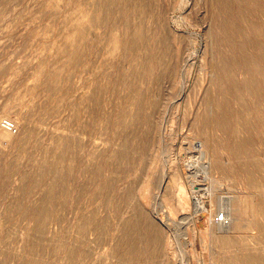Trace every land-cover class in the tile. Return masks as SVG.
Instances as JSON below:
<instances>
[{
    "label": "rangeland",
    "instance_id": "obj_1",
    "mask_svg": "<svg viewBox=\"0 0 264 264\" xmlns=\"http://www.w3.org/2000/svg\"><path fill=\"white\" fill-rule=\"evenodd\" d=\"M231 18L252 35L264 1L0 0V264H264V74L250 92L237 71L240 103L207 64ZM204 142L224 168L202 171ZM187 172L211 190L199 215ZM235 196L227 240L213 218Z\"/></svg>",
    "mask_w": 264,
    "mask_h": 264
},
{
    "label": "bare ground",
    "instance_id": "obj_2",
    "mask_svg": "<svg viewBox=\"0 0 264 264\" xmlns=\"http://www.w3.org/2000/svg\"><path fill=\"white\" fill-rule=\"evenodd\" d=\"M264 1V0H263ZM241 7L237 9V14L240 15L241 13ZM95 14V13H94ZM89 15L87 17L86 21V25H92L93 23H95V20L97 19L95 15ZM244 18V17H243ZM90 27V26H88ZM250 31H252V35L251 34H246L245 30L243 29V26H241L238 22H236L233 18L228 19L226 21H223L220 24V31L217 35L218 38V42L220 44V46L218 47L217 50V61L218 63L214 62L213 60L210 61V64H208L209 71L211 72V82L212 85H214L215 87H217L219 90L222 91H226V87H227V82L225 80H229V83L231 85L232 90L235 89V97L236 99L241 103L243 100V96L241 93V87L240 85L237 83L236 81V74L237 71L241 70L244 73H248V76H246V78L244 79V83L246 85V89L248 91H252L253 92V87H252V81L256 82L258 81L257 78L254 79V74L257 72L260 74H264L262 66L259 62L258 58L264 59V27L261 25V23L252 20L249 25H248ZM80 32L84 35L86 34L85 31V26H80ZM87 29V28H86ZM136 36V34H135ZM113 42V41H112ZM113 43H117V40H115ZM135 41H133V38L130 40V46L131 48L133 46H135ZM224 47H223V46ZM252 47V48H251ZM151 48V47H149ZM251 48V49H250ZM148 49V48H146ZM252 49H255V52L258 53L260 56H257L253 53ZM150 51V50H148ZM152 51V50H151ZM149 54V53H146ZM83 55V54H82ZM81 56V55H80ZM150 56V55H149ZM152 57V56H151ZM150 57V58H151ZM148 58V57H147ZM136 60V59H135ZM145 60V58H144ZM150 62V61H149ZM80 63V62H79ZM150 65V64H149ZM220 68L223 72L224 77L221 78L219 76H216L214 74V70L216 68ZM145 68V67H144ZM153 68V67H152ZM146 72V71H145ZM254 73V74H253ZM249 74H252L249 75ZM152 75V74H151ZM257 83V82H256ZM244 85V84H243ZM248 85V86H247ZM211 87V86H210ZM209 87V88H210ZM128 88V92H130V97H128V104L129 107L130 106H136L138 105L139 108L142 107L141 106V98L136 97V92H134L135 87H134V83L130 80L128 82L127 85ZM208 88V89H209ZM257 88V87H256ZM208 91V90H207ZM211 91V90H209ZM138 92V91H137ZM212 93V92H211ZM210 93V94H211ZM225 94V93H224ZM212 96V95H211ZM223 96V95H222ZM225 97V95H224ZM219 98V97H218ZM226 99V98H225ZM153 103L155 104V102L153 101ZM207 105L208 106H212V99L209 97L207 99ZM227 103V102H226ZM216 104V102H215ZM244 104V103H243ZM156 105V104H155ZM220 106V105H219ZM260 106H263V102H261ZM155 107V106H154ZM153 107V108H154ZM245 107V106H244ZM221 108V107H220ZM133 107H131V117L135 118V112L134 110H132ZM136 109V108H135ZM214 109V108H213ZM264 110V109H263ZM208 111V110H207ZM217 111V110H216ZM248 112V110H247ZM264 113V111H262ZM238 114H240L239 112H237ZM236 113V114H237ZM234 114V113H233ZM216 115V113H215ZM245 115V114H244ZM218 122L221 124L222 128L226 126V120L228 115L223 112V113H219L218 115ZM246 116V115H245ZM137 117V116H136ZM208 117H211V113L210 116L208 113H206V115L203 117L204 122L207 123V119ZM259 119L260 115H259ZM258 119V120H259ZM6 120V119H5ZM148 120V118H147ZM196 120V119H195ZM215 120V119H214ZM202 121V120H201ZM213 121V120H212ZM197 123V122H196ZM203 123V122H201ZM209 124V123H208ZM203 125V124H202ZM3 126V125H2ZM205 128V127H203ZM208 129V128H207ZM234 131V129L232 130ZM10 131H4L3 129L0 128V136L3 137H8L10 136L11 133H8ZM204 132V131H203ZM208 133V131H206ZM237 132V131H236ZM211 135V134H209ZM207 139V138H206ZM210 139V138H209ZM211 140V139H210ZM207 141V140H206ZM212 142V141H211ZM212 145H210V143H206L204 142V148H206V151L208 154H210L209 159L202 162L201 163V167L203 168L202 171H204L205 173H208L209 171H211L214 167L215 168H221L223 167V162L219 159H213L211 157V153L213 154V150H212ZM244 147V142L242 144H238L237 147L235 148H241ZM215 150V149H214ZM213 151V152H212ZM215 153V152H214ZM247 153V152H246ZM214 156V155H213ZM253 162V161H252ZM256 163V162H255ZM256 166H259V163H257ZM187 168V167H186ZM224 168V167H223ZM189 170V169H188ZM191 171V170H190ZM188 173V172H187ZM189 174V173H188ZM190 175V174H189ZM199 174H194L192 173L190 175V177L192 176V178H194L193 180L191 179V181H193L192 184L193 185V197H194V201L196 204V213L202 214L203 212L208 211V209L205 206L203 197L207 196V194L209 193V196H211V190L209 191H201L202 188H198L196 189L198 180L196 179L198 177ZM189 177V176H188ZM249 179H251L252 177L248 174ZM250 192V191H249ZM238 194V193H237ZM235 196V200H231L233 201L232 204L233 205H228L225 206L223 208V210L227 213L228 218H229V223L225 224V225H221L218 223H213L215 225H218L219 228H217L219 231H224V232H228L225 236L227 237V235L230 232H235L238 229H241V227H243L241 220V214H242V208L239 205V202L241 201V197H237ZM231 199H233L231 197ZM235 202V203H234ZM244 209V208H243ZM42 218V217H41ZM92 220V219H91ZM214 221V220H213ZM91 222V221H90ZM244 222V221H243ZM89 225V222H87ZM256 223V222H255ZM43 224H41L42 226ZM87 225V226H88ZM92 225V224H91ZM81 226V225H80ZM80 226L78 228H80ZM256 226V225H255ZM84 226L82 225V228ZM253 228H257V229H261L262 225L261 224H257V227H251V229ZM85 229V228H84ZM243 230V229H242ZM183 232V231H182ZM186 234L184 233V236ZM129 236V235H128ZM229 236V235H228ZM221 237V236H220ZM126 238V237H125ZM222 238V237H221ZM224 238V237H223ZM228 240V237L226 238ZM131 240V239H130ZM225 240V239H224ZM226 240V241H227ZM134 241V240H133ZM154 241V240H153ZM117 242V241H116ZM122 242V241H121ZM127 243V241H125ZM129 242V241H128ZM115 247V246H114ZM118 247V246H117ZM71 248H68V250H70ZM114 249V248H112ZM230 263L232 264H254L257 261V258L255 256L252 255H247L246 257H234V258H230L229 259Z\"/></svg>",
    "mask_w": 264,
    "mask_h": 264
},
{
    "label": "built area",
    "instance_id": "obj_3",
    "mask_svg": "<svg viewBox=\"0 0 264 264\" xmlns=\"http://www.w3.org/2000/svg\"><path fill=\"white\" fill-rule=\"evenodd\" d=\"M3 126L5 129L9 130V131H16V126L14 124V122H12L11 120L9 119H6L4 120L3 122ZM214 222L215 223H218V224H221V225H225L227 223H229V218H228V215L227 213L224 211L218 215H216L214 218H213Z\"/></svg>",
    "mask_w": 264,
    "mask_h": 264
}]
</instances>
